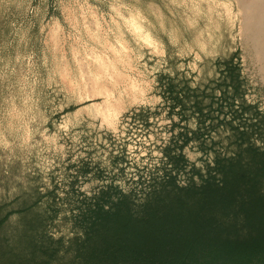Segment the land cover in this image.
I'll return each mask as SVG.
<instances>
[{
  "label": "rangeland",
  "instance_id": "374dc122",
  "mask_svg": "<svg viewBox=\"0 0 264 264\" xmlns=\"http://www.w3.org/2000/svg\"><path fill=\"white\" fill-rule=\"evenodd\" d=\"M242 1L0 0V218L31 206L0 226V264L45 242L48 216L52 238H74L79 198L105 184L142 202L167 150L188 161L180 185L264 152L263 60L247 28L264 0ZM252 183L264 195V174Z\"/></svg>",
  "mask_w": 264,
  "mask_h": 264
},
{
  "label": "trees",
  "instance_id": "16d2710c",
  "mask_svg": "<svg viewBox=\"0 0 264 264\" xmlns=\"http://www.w3.org/2000/svg\"><path fill=\"white\" fill-rule=\"evenodd\" d=\"M164 90L171 110L182 109L181 90L170 82ZM191 137H199V128ZM245 150L251 153L247 160L216 159L212 170L204 176L194 172L197 179L189 176L183 185L177 177L188 161L167 150L169 169L161 186L142 202L135 204L121 188L105 184L96 194L79 198L77 212L70 216L77 229L74 238H52L48 216L38 223L43 222L38 233L45 242L8 260L53 264L56 254L70 251V260L58 264H264V195L256 194L252 183L264 174V152ZM30 207L5 213L0 226L12 213Z\"/></svg>",
  "mask_w": 264,
  "mask_h": 264
},
{
  "label": "bare ground",
  "instance_id": "6f19581e",
  "mask_svg": "<svg viewBox=\"0 0 264 264\" xmlns=\"http://www.w3.org/2000/svg\"><path fill=\"white\" fill-rule=\"evenodd\" d=\"M241 2L243 1L241 0ZM252 4L256 6L255 9H258L259 11L264 9V6H262V4H260L259 6L258 3L255 4L252 2ZM256 16L257 18H255L250 25L248 24L247 28L251 30V39L256 47V53H259V55H261L262 57L263 64L261 67V71L264 75V16H262V14H258Z\"/></svg>",
  "mask_w": 264,
  "mask_h": 264
}]
</instances>
